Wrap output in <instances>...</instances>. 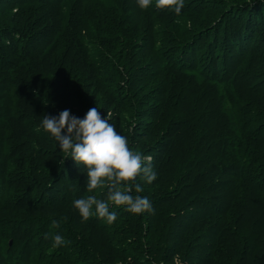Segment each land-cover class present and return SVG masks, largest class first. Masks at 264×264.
Wrapping results in <instances>:
<instances>
[{
    "label": "trees",
    "instance_id": "1",
    "mask_svg": "<svg viewBox=\"0 0 264 264\" xmlns=\"http://www.w3.org/2000/svg\"><path fill=\"white\" fill-rule=\"evenodd\" d=\"M155 5L0 0V264H264V0ZM93 107L151 156L152 212L73 207L107 189L41 122Z\"/></svg>",
    "mask_w": 264,
    "mask_h": 264
},
{
    "label": "clouds",
    "instance_id": "2",
    "mask_svg": "<svg viewBox=\"0 0 264 264\" xmlns=\"http://www.w3.org/2000/svg\"><path fill=\"white\" fill-rule=\"evenodd\" d=\"M141 9H147L151 0H137ZM156 8L169 9L177 15L184 7V0H156ZM111 113L101 117L98 108H90L81 119L61 111L57 116H44L42 129L49 134L65 155L80 167H84L86 188L93 192L97 188H106V199L89 195L73 201L82 222L95 216L111 225L117 219L114 207L123 206L125 211L133 214L152 212V202L141 193V184L136 183L140 177L145 183L156 179L151 167V156H144L129 147L128 138L120 135L109 121ZM40 131V128L37 129ZM63 164V160H61ZM60 220H52L51 227L59 228ZM47 238V236L45 237ZM53 248L66 245L62 235L52 237Z\"/></svg>",
    "mask_w": 264,
    "mask_h": 264
},
{
    "label": "water",
    "instance_id": "3",
    "mask_svg": "<svg viewBox=\"0 0 264 264\" xmlns=\"http://www.w3.org/2000/svg\"><path fill=\"white\" fill-rule=\"evenodd\" d=\"M10 242V241H9Z\"/></svg>",
    "mask_w": 264,
    "mask_h": 264
}]
</instances>
